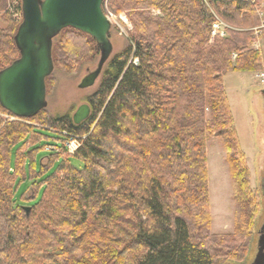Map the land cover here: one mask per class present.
I'll use <instances>...</instances> for the list:
<instances>
[{
	"label": "trees",
	"instance_id": "1",
	"mask_svg": "<svg viewBox=\"0 0 264 264\" xmlns=\"http://www.w3.org/2000/svg\"><path fill=\"white\" fill-rule=\"evenodd\" d=\"M13 1L0 0L7 25L0 28V71L19 58ZM211 8L235 29L259 24L240 2L215 1ZM108 9L124 13L132 30L86 100L89 118L80 125L68 115L41 119L43 111L29 120L0 118V264L241 261L258 204L224 77L260 70V55L250 49L252 32L228 31L226 39L211 40L214 19L201 0H109ZM96 57L94 40L79 31L64 29L53 42V65L67 74ZM0 113L10 116L1 108ZM38 119L77 138L79 147L66 158L49 153L38 175L31 167L28 177L38 188L27 200L40 188L43 193L27 214L16 206L14 191L26 179L27 160L34 163L35 145L47 139L33 128ZM209 137L222 141L229 168L234 229L228 234L210 228ZM29 139L35 140L31 149L19 155ZM56 163V172L44 175Z\"/></svg>",
	"mask_w": 264,
	"mask_h": 264
},
{
	"label": "rangeland",
	"instance_id": "2",
	"mask_svg": "<svg viewBox=\"0 0 264 264\" xmlns=\"http://www.w3.org/2000/svg\"><path fill=\"white\" fill-rule=\"evenodd\" d=\"M108 2L106 4L108 9ZM113 13V12H111ZM0 14V28L6 29L7 25L2 21ZM114 14V13H113ZM125 15L121 13L119 15ZM116 17L119 15L114 14ZM129 26H125L126 34H121L117 28H112L110 32V40L113 46L112 56L121 52L128 44V33L131 32V24L125 15ZM219 17V16H218ZM21 23V22H20ZM19 23V24H20ZM19 26V25H18ZM230 31L248 32L249 29L238 30L231 27ZM255 41L250 45V49L257 51L260 55V70L254 73L231 72L224 77V87L231 114L234 121V127L237 132L239 145L245 155V161L249 173V188L258 204L257 214L254 218L251 228V238L246 255L241 261L220 260L217 264H250L257 252L258 234L260 232L264 220V202L261 198L260 179L264 177V105L261 99V92L264 89L258 76L264 72V37L260 39L254 38ZM56 40V39H55ZM99 57H96L93 62L81 65L75 73L67 74L60 69L54 67L53 73L49 77L46 88L47 107L43 110V117L57 118L62 116H70L72 118L75 111L81 105H87V98L94 92L96 85L90 89L80 90L78 84L87 75L89 71H93ZM42 112V111H41ZM8 116L0 113V118L4 121H16ZM39 120L33 121L32 125L35 130L47 139L37 142L34 149L38 150L34 156V163L27 160L25 166L26 179H20L15 184L14 200L16 206L22 208H31L39 202L42 197L43 190L40 188L33 199L27 200V197L33 196V191L38 188L33 185V181L28 177L31 167L35 168L34 172L38 175L42 165L46 166L49 153L44 151L47 145H58L56 140L60 134L56 130L44 126ZM35 140H39V138ZM35 140H30L26 143L19 155L26 150L31 149ZM21 146V145H20ZM18 146V148H20ZM16 148L11 158V164L14 166ZM207 152V169L209 176V203L211 214V232L214 234L232 233L234 229V203L232 201V189L229 177V168L226 163L225 152L222 146V141L219 138H208L206 142ZM66 153L61 154V157L66 158ZM71 165L77 169H81L82 165L71 159ZM58 163H56L46 174L49 176L56 172ZM45 176V177H46ZM44 177V178H45Z\"/></svg>",
	"mask_w": 264,
	"mask_h": 264
},
{
	"label": "water",
	"instance_id": "3",
	"mask_svg": "<svg viewBox=\"0 0 264 264\" xmlns=\"http://www.w3.org/2000/svg\"><path fill=\"white\" fill-rule=\"evenodd\" d=\"M104 0H21L22 21L14 36L19 58L0 71V108L19 120H29L47 107L45 80L54 70L52 47L64 29H73L94 40L99 58L78 89L94 87L113 54L111 25L103 12ZM90 116L81 105L72 116L80 125ZM28 214L30 208H23ZM250 264H264V226Z\"/></svg>",
	"mask_w": 264,
	"mask_h": 264
},
{
	"label": "built area",
	"instance_id": "4",
	"mask_svg": "<svg viewBox=\"0 0 264 264\" xmlns=\"http://www.w3.org/2000/svg\"><path fill=\"white\" fill-rule=\"evenodd\" d=\"M108 0H104L103 3L107 2ZM205 7L211 12L213 16V23L210 29V39L220 38L226 39L228 37V31L231 30V27L227 25L223 20H221L212 10L211 4L215 1H222V0H201ZM236 2H241L249 6L252 10L254 15L259 21V24L252 29H249V32H252L253 37L256 39H260L264 37V0H232ZM19 5V8H15L16 5ZM105 8L104 15L106 19L109 21L111 28H117L121 34H126L125 26H129V23L125 17V15H119L116 17L113 13L107 10L106 4L102 8ZM10 10L13 11V16L17 22L22 21V11H21V0H14L10 5ZM236 55H232V59H235ZM259 81L264 84V72L260 73L258 76ZM10 119L18 120L14 117ZM62 136V141L59 142L58 145H47L44 147V151L47 153H66L67 155H73L79 147V140L65 132L60 133Z\"/></svg>",
	"mask_w": 264,
	"mask_h": 264
},
{
	"label": "flooded vegetation",
	"instance_id": "5",
	"mask_svg": "<svg viewBox=\"0 0 264 264\" xmlns=\"http://www.w3.org/2000/svg\"><path fill=\"white\" fill-rule=\"evenodd\" d=\"M261 99H262V103L264 105V89L261 92ZM260 176H261V179H260V192H261L262 201L264 202V177H263V175H260ZM262 226H264V220H263Z\"/></svg>",
	"mask_w": 264,
	"mask_h": 264
},
{
	"label": "bare ground",
	"instance_id": "6",
	"mask_svg": "<svg viewBox=\"0 0 264 264\" xmlns=\"http://www.w3.org/2000/svg\"><path fill=\"white\" fill-rule=\"evenodd\" d=\"M241 3V2H240ZM242 4H244V3H242ZM244 5H246V4H244ZM19 120V119H18Z\"/></svg>",
	"mask_w": 264,
	"mask_h": 264
}]
</instances>
